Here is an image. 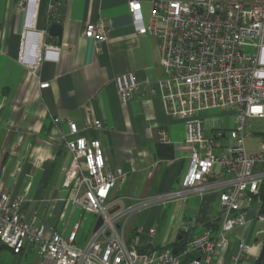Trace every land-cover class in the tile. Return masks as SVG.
I'll return each mask as SVG.
<instances>
[{
    "label": "built area",
    "instance_id": "obj_1",
    "mask_svg": "<svg viewBox=\"0 0 264 264\" xmlns=\"http://www.w3.org/2000/svg\"><path fill=\"white\" fill-rule=\"evenodd\" d=\"M146 2L151 5L148 25L142 8ZM38 3L39 0H25L27 26L35 21ZM127 3L136 31L154 36L159 42L164 70L159 87L164 108L168 116L185 125L181 147L172 144L164 131L159 138L162 146L185 150L182 159L188 160L189 167L181 186L125 207L122 199L112 193L125 184L127 174L120 168L108 167L102 143L77 137L78 126L68 122L69 134L63 137V143L73 159L65 186L74 183L71 203L79 217L62 235L38 223L36 217L27 220L24 198L0 190V244L23 257L35 251L41 264H181L189 256H193L189 264H245L249 245L241 234L237 251L228 262L224 261V252L231 246L234 233L247 231L254 222L264 224L263 215L249 218L264 187V145L255 155H249L245 147L249 120L264 119V0ZM51 10L52 20L58 24L62 7L51 0ZM109 34L100 21L87 24L83 37L93 41L99 50L108 42ZM58 58V48L41 42L38 56L28 59L24 47L20 61L38 71L43 60ZM115 83L120 102L127 105L139 88L135 75H122ZM49 86L43 83L40 89ZM213 112L233 115V128L205 133L204 116ZM90 127L101 130L104 124L97 120ZM208 194L218 197L220 226L215 229L209 224L197 236L186 229L180 252L172 246L141 247L138 239L126 242L124 226L132 215L191 197L203 199ZM87 215L97 220L81 246ZM99 218L102 224L95 230ZM157 231V224L148 230L151 240Z\"/></svg>",
    "mask_w": 264,
    "mask_h": 264
},
{
    "label": "crops",
    "instance_id": "obj_2",
    "mask_svg": "<svg viewBox=\"0 0 264 264\" xmlns=\"http://www.w3.org/2000/svg\"><path fill=\"white\" fill-rule=\"evenodd\" d=\"M55 2L62 7L58 22L63 26L61 41L48 35V28L56 24L51 0H39L31 26L26 24L25 0H0V190L24 198L27 220L36 217L49 230L66 235L77 215L71 203L74 193L64 187L65 172L73 159L63 143L69 134L68 122L78 126L77 137L102 143L108 167L127 174L125 184L112 193L127 208L141 199L178 189L189 162L182 159L183 149L175 151L174 159L157 155L162 131L172 144L181 147L186 130L183 122L166 113L159 87L164 77L159 42L136 31L128 0ZM142 8L148 25L151 5L146 2ZM100 21L110 34L108 42L97 50L83 32L87 24ZM37 42L58 48L59 58L43 60L34 71L20 61V56L25 47V56L32 59ZM129 73L135 75L139 88L123 105L115 80ZM43 83H49V88L40 89ZM97 120L104 124L103 129L90 127ZM203 125L205 133L231 129L234 117L207 114ZM260 130L264 135V126ZM263 145L264 140L259 152ZM261 207L259 199L249 218L261 215ZM220 218L215 194L203 199L191 197L132 215L125 222L124 237L128 244L138 239L141 247L175 248L183 241L186 229L197 236L209 224L218 229ZM154 224L158 231L151 240L148 230ZM240 234L249 245L244 263L254 264L263 247L264 224L254 222L247 231L234 233L231 246L224 252L225 262L237 251Z\"/></svg>",
    "mask_w": 264,
    "mask_h": 264
},
{
    "label": "rangeland",
    "instance_id": "obj_3",
    "mask_svg": "<svg viewBox=\"0 0 264 264\" xmlns=\"http://www.w3.org/2000/svg\"><path fill=\"white\" fill-rule=\"evenodd\" d=\"M214 113V112H213ZM262 125V126H261ZM264 126V121H249V128L247 129V140L245 142L246 150L249 154H255L260 150V144L264 140V135L262 134V130H260ZM261 127V128H260ZM69 169L65 172V181L67 174L69 173ZM66 189L74 191V183H72L69 187L65 186ZM166 207V206H165ZM79 217V211H77V215L75 219ZM75 219L73 221H75ZM97 218L94 216L87 215L86 219V229L84 234V240L81 243V246L84 245L85 241L89 237L91 231L93 230V226L96 223ZM71 221V223H73ZM263 231V230H261ZM258 233V232H257ZM262 234V233H259ZM4 248L8 249L4 246ZM9 250V249H8ZM8 250L1 249L0 246V264H41V258L35 251H31L26 257L16 255Z\"/></svg>",
    "mask_w": 264,
    "mask_h": 264
},
{
    "label": "trees",
    "instance_id": "obj_4",
    "mask_svg": "<svg viewBox=\"0 0 264 264\" xmlns=\"http://www.w3.org/2000/svg\"><path fill=\"white\" fill-rule=\"evenodd\" d=\"M157 155H158L159 158H163V159H166V160L174 159L175 151H174V148L172 146H162L161 145L157 149ZM260 200H261V203H262L260 214L264 215V187L262 188V192L260 194ZM0 246H3V245L0 244ZM183 246H184V240L181 241V243H178L175 248H177V250L180 252L183 249ZM263 247H264V241H263ZM192 258H193V256H189V257L184 258L182 260L181 264H189V262H190V260ZM262 264H264V262Z\"/></svg>",
    "mask_w": 264,
    "mask_h": 264
},
{
    "label": "water",
    "instance_id": "obj_5",
    "mask_svg": "<svg viewBox=\"0 0 264 264\" xmlns=\"http://www.w3.org/2000/svg\"><path fill=\"white\" fill-rule=\"evenodd\" d=\"M48 35L53 39H59L61 41L63 36V26L60 24H53L48 28ZM102 224V219H98L96 229L97 230ZM173 253H177V250L174 249ZM264 262V247H262L259 257L257 259V264H262Z\"/></svg>",
    "mask_w": 264,
    "mask_h": 264
},
{
    "label": "bare ground",
    "instance_id": "obj_6",
    "mask_svg": "<svg viewBox=\"0 0 264 264\" xmlns=\"http://www.w3.org/2000/svg\"><path fill=\"white\" fill-rule=\"evenodd\" d=\"M38 43V42H37ZM39 49H40V42L38 43V45L36 46V50H35V55L38 56L39 54ZM34 53V52H33ZM34 55V56H35Z\"/></svg>",
    "mask_w": 264,
    "mask_h": 264
}]
</instances>
